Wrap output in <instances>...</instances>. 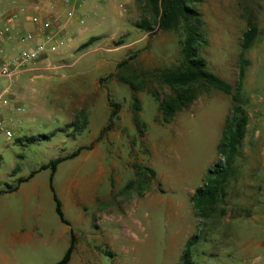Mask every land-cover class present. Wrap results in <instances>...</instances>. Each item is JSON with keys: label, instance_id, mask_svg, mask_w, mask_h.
Instances as JSON below:
<instances>
[{"label": "rangeland", "instance_id": "374dc122", "mask_svg": "<svg viewBox=\"0 0 264 264\" xmlns=\"http://www.w3.org/2000/svg\"><path fill=\"white\" fill-rule=\"evenodd\" d=\"M15 1L4 4L9 10ZM83 7L81 13L74 12L82 32L76 39L62 32L65 15L51 19L53 30L46 34H58L49 43L56 47L49 56L55 69L0 76V93L6 91L9 100L8 106L0 105V122H11L14 133L7 139L0 131V264L4 258L7 264H57L63 259L65 253L52 240L21 247L4 232L8 219L25 226L27 214L30 225L54 228L62 223L55 193L67 219L77 220L78 254L69 264H181L193 238L194 264H264V0H205L197 6L207 40L201 53L208 68L233 87L239 79L244 34L254 33L252 46L244 52L247 135L219 206L224 214L204 220L195 216L191 198L220 160L217 147L231 97L209 89L164 123L159 103L148 90L133 93L116 74L125 60L129 66L120 72L124 78L131 71L141 77L175 67L181 60L183 30L138 29L136 0H84ZM22 49L15 37L0 39V69ZM143 80L161 98L169 94L155 80ZM134 94L141 107L139 126L134 121ZM111 104L119 105L118 110ZM17 106L24 109L22 114L15 112ZM113 109L118 116L111 122ZM81 113L89 122L82 133L69 127L82 119ZM78 149L79 157L58 166L53 191L52 170L40 168ZM94 150L101 151L97 161L87 156ZM34 172L38 175L21 183ZM95 175H106L98 183L100 207L87 205L77 190V176L80 184H87L82 187L89 188ZM99 220L101 227L92 229L90 224L78 232L83 222ZM87 246L100 249L101 255L89 257ZM19 253L21 258L16 257Z\"/></svg>", "mask_w": 264, "mask_h": 264}, {"label": "trees", "instance_id": "16d2710c", "mask_svg": "<svg viewBox=\"0 0 264 264\" xmlns=\"http://www.w3.org/2000/svg\"><path fill=\"white\" fill-rule=\"evenodd\" d=\"M205 0H136V9L139 14V22L136 27L143 31H177L183 30L184 38L180 41L181 60L178 65L173 68L159 69L154 73L148 72L141 74L142 78H150L155 80L161 86L169 89V94L161 98L159 94L146 87V83L139 81L141 77L136 75L135 71H131V75L124 78L120 73L124 68H128L129 61H122L119 65V73L116 78L127 84L133 93L148 90V92L159 103V111L161 119L164 123L172 122L178 113L191 107L204 93L209 89H216L227 96L231 97L230 115L225 123L222 139L218 144L217 153L220 160L209 171L205 183L196 190L191 198L195 216L200 219H208L220 213L223 215L225 211L219 209L222 198L226 194L229 179L234 169V162L239 154L249 124V116L244 108L243 87L246 75V66L248 61L244 57V52L250 48L254 42V33L252 30L244 34L242 48L243 53L239 60V79L236 87L229 82L213 73L208 68L206 58L202 55L201 50L206 45L207 40L202 30L203 17L197 10V6L204 3ZM139 81V82H138ZM135 96L133 105L134 121L139 126L141 120L139 113L141 107L139 99ZM111 107L119 108V105L111 104ZM111 111V122L118 116V111ZM82 119H77L69 125L70 128H77L78 132H84L89 122L86 114L81 113ZM109 125L107 129H110ZM144 134V133H143ZM142 134V135H143ZM82 149H78L72 155L65 158H58L44 165L39 171L46 169L52 170L51 188L54 174L58 170V166L66 160L79 156ZM224 158V163L221 159ZM154 175V171H151ZM38 172L31 174L30 178L21 180V183L33 178ZM16 190V189H15ZM14 191V190H13ZM55 193V192H54ZM56 203V212L62 222L69 224L64 217L62 203L56 193L54 194ZM196 240L193 238L188 241L186 250L181 258V264H194L192 261L191 246ZM74 251V239L72 245L64 258L57 264H69Z\"/></svg>", "mask_w": 264, "mask_h": 264}, {"label": "crops", "instance_id": "0c3cea01", "mask_svg": "<svg viewBox=\"0 0 264 264\" xmlns=\"http://www.w3.org/2000/svg\"><path fill=\"white\" fill-rule=\"evenodd\" d=\"M15 2H17V5L13 6V8L8 10L7 5L4 4L5 0H0V3H2V6H0V8L3 10V12H0V15H1L0 28L3 25H5L4 23H5L6 18H8L12 14H17L18 18L15 23L16 30L21 31V32L30 31V32H34L36 35V39L33 43H30L28 45L21 44V47L23 48L33 47L37 43L44 41L43 40L44 37L48 38L46 31L41 29L38 25H35L32 22L33 16H39L42 20L45 21V20H49L53 18H56L55 20H57L59 16H60L59 18H62V16L65 15L67 17V24H66L64 31L62 32L66 33L67 31L66 34L68 36L70 35L73 39H76V36L82 33L80 31V28L78 27V23L74 21L77 18L74 12L76 9H78V12L81 13L82 9L84 8L83 3L80 5H78V3H75L73 5L65 6L62 0H16ZM52 30H53V26H52ZM51 35L52 37H51L50 43H52V40H54L58 36V34L57 35L51 34ZM94 36H98V35H94ZM10 38L5 37L4 39H10ZM82 154L84 155L85 153H82ZM87 156H90L91 159L93 158L94 161H97L99 157H101V151L94 150L92 153L87 154ZM35 175H38V174H35ZM55 175L56 174H54V177ZM103 177H106V175H95L94 182L89 181V188H84L82 187V185H87V184L85 183L80 184L81 178L80 176H77V179H76L77 185L78 186L81 185V188L78 187L77 190L81 193L83 197V200L82 199L81 200L84 202H88L86 203L87 205L89 206L92 205L94 207H100V205L98 204L99 196H100V192L98 191V183ZM70 188L72 189L71 186ZM64 193L67 196L66 198L69 200V195L71 196L72 193L68 191V188L64 191ZM62 210L64 213V210H65L64 204L62 205ZM78 212H79L78 217L82 218L81 212L80 211ZM30 216H31L30 214L26 215L25 221L23 222V225L25 226H22L20 224H11L9 219L4 224V232L7 231V235L11 241H14L15 243H20L21 247L25 246V247L35 248L39 242H49L52 240L54 245L56 246V249H58L59 252L61 253H65L66 255L74 239V251L72 254V258L75 256L76 242H77V237L75 233L77 231L76 230L77 220L76 222H71L70 220L67 219L64 213V217L68 221L69 224L62 222V223H58V225L52 228L50 225H45V224H41L37 226L35 224L30 225L29 223L26 222L30 218ZM101 223L102 222L100 220L95 223H92V222L89 223L88 221H85L83 222L84 226H81V225L78 226L79 227L78 232L79 233L83 232L84 230L88 228L90 224L91 225L89 227L92 229L96 227H101ZM15 226H18L17 229L10 233L12 228ZM69 244H70V247H69ZM262 248L264 249V247ZM84 250H85V254L89 255V257H96L97 255H101L102 253V251L100 249H97L96 247L87 246L85 247ZM19 256L20 258L22 257L20 253L19 255H16L17 258H19ZM262 260H264V257L262 258ZM7 263H9L8 259L4 258L3 264H7Z\"/></svg>", "mask_w": 264, "mask_h": 264}, {"label": "built area", "instance_id": "2783aa9c", "mask_svg": "<svg viewBox=\"0 0 264 264\" xmlns=\"http://www.w3.org/2000/svg\"><path fill=\"white\" fill-rule=\"evenodd\" d=\"M62 2L64 5H73L75 3H78V5H80L84 3V0H62ZM17 18V14H12L8 18H6L4 23L5 25L0 28V39H4L5 37H15L17 42H19L20 44L28 45L30 43H33L36 39V35L34 32L26 31L15 33V23ZM32 22L45 31L52 30L51 19L44 21L39 16H33ZM50 41L51 38L48 37L46 41L39 42L33 47L22 49L17 55H15L1 67L0 76L13 77L26 71H47L50 69H55V67L52 66V63L49 60V56L56 50V47L49 45ZM6 93V91L0 93V105H9V100L6 96ZM15 112L19 115L24 112V109H22L20 106H17L15 107ZM11 125V122L8 121L0 122V131L5 133L7 139H11L14 136ZM221 161L224 163L225 159L222 158Z\"/></svg>", "mask_w": 264, "mask_h": 264}]
</instances>
